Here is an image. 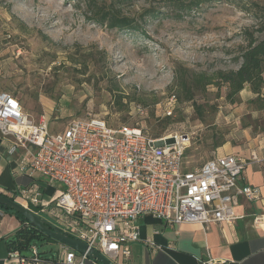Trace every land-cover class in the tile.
Segmentation results:
<instances>
[{"label":"rangeland","instance_id":"obj_1","mask_svg":"<svg viewBox=\"0 0 264 264\" xmlns=\"http://www.w3.org/2000/svg\"><path fill=\"white\" fill-rule=\"evenodd\" d=\"M257 6L264 0H214L175 19L162 0H132L123 11L137 22L135 35L95 23L76 0H0V90L17 97L32 118H48L51 132L90 114L153 137L188 133L184 167H199L254 130L244 124H263L264 111L248 104L249 87L235 104L227 102L225 86L185 100L177 68L237 69L246 31L259 24ZM148 9L157 16L141 20ZM37 245L56 251L54 242Z\"/></svg>","mask_w":264,"mask_h":264},{"label":"built area","instance_id":"obj_2","mask_svg":"<svg viewBox=\"0 0 264 264\" xmlns=\"http://www.w3.org/2000/svg\"><path fill=\"white\" fill-rule=\"evenodd\" d=\"M165 114L171 116L173 109L166 108ZM0 132L14 137L8 153L25 148L21 172L38 173L49 186H62L49 198L36 183L0 188V194L48 216L63 234L85 242L115 264H132L131 244L140 239L143 215L152 214L167 225L234 224L244 217L238 210L240 196H261L258 187L239 185L246 163L235 154L217 152L201 166L185 169L188 133L153 137L142 127L114 128L90 114L51 132L47 118L35 122L7 91H0ZM29 144L36 149H28ZM252 157L257 160L255 154ZM263 220L256 215L254 225ZM55 253L53 264H86L90 258L88 252L63 243ZM10 258L19 264H49L37 244L27 250L10 249Z\"/></svg>","mask_w":264,"mask_h":264},{"label":"crops","instance_id":"obj_3","mask_svg":"<svg viewBox=\"0 0 264 264\" xmlns=\"http://www.w3.org/2000/svg\"><path fill=\"white\" fill-rule=\"evenodd\" d=\"M43 117L33 119L39 122ZM243 136V140L237 144H225L219 153L235 154L243 159L246 165L239 185L260 189L261 196L258 199L249 200L240 196L238 210L244 212V217L234 224L167 225L152 214L143 215L139 218L140 239L131 244L132 264H201L209 260L219 264H264V220L254 225L256 215L264 217V131L244 130ZM13 140V136L0 132V188L14 190L18 186L36 183L41 186L46 198L56 195L57 189L62 187L60 184L49 186L47 180L38 173L19 170L26 150L20 147L14 154L8 153ZM27 147L36 149L31 144ZM253 154L257 160L252 157ZM40 216L50 221L48 216ZM25 224L28 222L0 208V264H19L10 258V242L15 239L16 231ZM45 242H54L56 249L60 243L52 239ZM47 252L41 251L49 264H53L56 253L50 255ZM86 264L102 263L90 257Z\"/></svg>","mask_w":264,"mask_h":264},{"label":"trees","instance_id":"obj_4","mask_svg":"<svg viewBox=\"0 0 264 264\" xmlns=\"http://www.w3.org/2000/svg\"><path fill=\"white\" fill-rule=\"evenodd\" d=\"M84 4L89 19L95 23L113 29H123L137 34V22L134 18L124 13L123 8L127 7L132 0H76ZM164 5L169 7L167 16L175 19H182L188 13L201 5L214 0H162ZM140 16L143 20L146 16H157V12L152 9ZM259 18L258 27L252 31H246V44L240 49L239 59L241 63L237 69H217L211 73L196 72L193 69L178 66L177 83L179 91L183 93L185 100H193L195 95L203 94L210 86L227 89L226 100L231 104L238 103L240 93L249 87L255 94L248 101L254 111H264V36H257V33H264V7L257 6ZM140 36H145L142 32ZM245 127H253L255 132L264 131V123L259 119L244 124ZM162 132V131H161ZM160 131L154 133L158 136ZM224 144V141L219 143ZM218 145V146H220ZM0 208L15 214L28 222L27 219L9 206L0 205ZM51 237L44 234L30 224L23 225L16 231L15 239L10 242V249L27 250L31 245L43 243Z\"/></svg>","mask_w":264,"mask_h":264},{"label":"water","instance_id":"obj_5","mask_svg":"<svg viewBox=\"0 0 264 264\" xmlns=\"http://www.w3.org/2000/svg\"><path fill=\"white\" fill-rule=\"evenodd\" d=\"M0 205L9 206L15 211L19 212L27 219L28 224L34 226L35 228L42 231L44 234L51 237L52 239L60 243L66 244L67 246L77 250L78 252H88L91 258L99 260L102 264H115L97 250L89 247L85 242L80 241L79 239L71 237L69 235L63 234L61 231L55 228V226H53L48 220L35 213L24 204H21L18 201H15L9 197L0 194Z\"/></svg>","mask_w":264,"mask_h":264}]
</instances>
